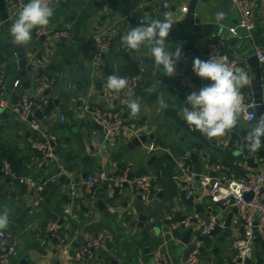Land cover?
<instances>
[{
    "label": "crops",
    "instance_id": "0c3cea01",
    "mask_svg": "<svg viewBox=\"0 0 264 264\" xmlns=\"http://www.w3.org/2000/svg\"><path fill=\"white\" fill-rule=\"evenodd\" d=\"M147 3V0H58L54 6V16L43 29L51 33L67 28L70 31L69 38L37 39L35 32L40 28L32 31V40L25 47L31 58L29 62L34 65V72L50 65L55 66V69L47 70L43 75L53 80L47 100L56 99L58 104L50 114H43L41 118L35 116L45 129L57 136V160H44L38 151L30 147L33 133L9 113L0 114V211L5 206L10 209V222L4 231L20 240L18 250L11 257V264H79L74 261L79 241L98 233L104 235V240L94 250L104 251L106 247L120 246L125 264H153L152 254L157 248L167 255L168 264H184L193 248L199 251V264H234L231 241L241 234L242 228L233 213L229 233L223 235V225L232 208L224 209L211 202L203 179L210 176L209 155L222 163L246 158L244 154L237 155V147L231 148L230 142L236 137L241 144L239 132L249 131L256 124L258 116L252 121L242 116L237 126L226 135L206 138L205 142L198 143L197 137L186 128L183 119V109L189 107L186 90L176 80L160 72L162 68L154 64L147 51L142 49L143 46L139 50L126 51L121 44V37L129 28L139 26L141 18L147 16L144 11ZM171 4L174 1L171 0ZM249 7L254 24V42L264 44V0H254ZM218 13L224 14V19L219 23L216 20ZM171 15L175 25L190 22L199 28L194 40L187 43L167 42L166 46L171 52H175L177 47L181 51L187 50V54L182 55L177 62V70L188 72L194 58L202 60L208 52L206 44L218 42L224 56L243 62V70L249 78L254 76L247 62L254 56L253 40L220 37L223 30L229 33L235 31L240 36L244 34L237 26L238 14L230 0H197L192 14L188 12V2L180 0L178 8ZM216 25L219 27L215 29ZM106 28H110L111 46L106 53L97 56L92 40L97 32ZM11 41L9 31L4 29L0 21L1 88L19 96L23 92L30 93L37 79L34 80L33 73L26 78L18 75L15 57L8 48ZM49 46L51 49H47ZM37 54H41V63L35 58ZM130 59L137 64L140 76L133 90V98L140 104V112L135 117L127 107L128 92H116L107 87L108 75L123 77L121 66ZM252 63L264 72V64H260L257 59ZM28 79L30 86L26 88L22 82ZM15 80L20 81L16 89L12 87ZM208 83L210 81L201 78L195 80L197 90ZM148 88L154 91L149 93L146 91ZM242 92L248 100H254L250 84ZM158 96L163 97L167 108L159 106ZM85 106L118 113L122 119L138 128L141 135L144 133L147 137L145 144L154 143L166 148L167 152L147 154L142 145L129 148L128 143L132 138L129 141H117L113 145L106 144L102 130L93 128L95 123L90 112L84 111ZM188 152L197 155L202 168L198 177L195 174L197 194L189 202L183 196V184L174 179L175 158L184 157L193 168V163L187 157ZM202 154H206V157H202ZM163 156L172 159V173L165 168ZM4 161L14 163V176L1 174ZM128 163L132 164L133 173L155 175L156 181L149 200H145L139 190L127 185H123L112 198L106 197L102 186L94 190L93 199L80 187L71 195V187L83 180V174L101 168L119 173ZM59 169L66 178H70L69 184L59 181ZM250 169L264 170V157L256 159L254 168ZM215 176L224 177L223 173H215ZM21 179L43 184L38 206L33 203L34 193ZM99 201L105 206L103 209L97 205ZM139 210L147 215L152 214V223L145 224L144 229L131 226V223L137 222ZM217 213L222 227L216 228L215 233L208 236H201L193 221L186 230L173 231L170 228L173 220L185 214L205 217ZM49 222L57 223L58 232L64 241L62 246L55 236L48 235L46 228ZM187 230H192V233L185 244L182 238ZM257 233L261 241L255 242L253 256L245 264H264V229ZM92 258L93 253L89 259ZM113 263L116 264V261Z\"/></svg>",
    "mask_w": 264,
    "mask_h": 264
},
{
    "label": "built area",
    "instance_id": "2783aa9c",
    "mask_svg": "<svg viewBox=\"0 0 264 264\" xmlns=\"http://www.w3.org/2000/svg\"><path fill=\"white\" fill-rule=\"evenodd\" d=\"M27 0H5L8 9V19H16L20 9ZM254 0H230L235 11L238 14L237 26L243 30V36L238 35L235 31L231 34L238 39L246 38L253 40L252 52L260 64H264V44L254 42L253 37V20L249 4ZM161 0H149L147 5L151 12L158 11ZM187 10V8H182ZM52 37L55 40L66 39L70 36L69 29H57L54 32H47L40 28L35 32V38ZM92 45L95 48L96 55L106 53L111 46L110 28L103 29L97 32L92 40ZM208 52L202 60H208L212 55L224 56L221 51V46L218 42H208ZM228 62L234 66L235 70H243L244 64L235 59H229ZM193 66L188 72H183L176 69L173 77L179 85L186 90V97L193 91H198L195 78L198 77L193 72ZM128 80V87L124 89L126 92L133 91L139 81V74L131 76H123ZM2 77H0V114L9 113L18 122L24 124L30 132L33 133V138L30 140V147L38 151L44 160H57L56 145L57 136L49 132L42 126L35 112L42 110L47 105V98L44 91L49 90L53 85V80L45 75L37 79L34 88L30 93H21L16 103H12L10 92H6L2 86ZM20 84L19 80H15L12 87L16 89ZM244 103L248 105L247 114L244 118L247 121H252L257 117L254 110L255 103L248 100L243 93ZM259 105L264 110V97H262ZM190 107V105H189ZM85 112H90L93 123L101 127L104 142L108 145H113L117 141H129L131 138L140 137L141 132L138 128L122 119L121 115L111 110H103L99 107L89 106L84 107ZM254 113V117L248 114ZM186 128L193 131L186 123ZM201 134V133H200ZM203 135V134H202ZM144 151L147 154L152 152H167L166 148L154 143L142 144ZM237 149L241 148L238 144ZM184 157L174 159L176 174L174 179L183 184V196L185 200H191L195 197L198 187L195 182V171L188 164ZM209 170L214 173V176H206L203 183L208 187V196L213 203L219 204L222 208H235L236 218L242 228L241 234L231 241V249L233 251L232 262L234 264H245V260L251 259L253 256V247L255 244L254 232L264 229V170H254L248 168L246 158L231 160L227 163L216 162L209 166ZM215 173H223L224 177H216ZM3 176H14L10 163L4 161L1 167ZM22 183L34 193V205L38 206L43 191V184L35 181L21 179ZM156 177L152 173H133L132 164L128 163L119 173L109 172L106 169H100L86 175L81 182H78L75 187H71V195H74L77 188L84 189L93 199V187L107 186L109 197L116 195L117 191L126 184L133 190H141L142 197L145 200L151 198V191ZM251 194L250 197H247ZM68 212V209L66 210ZM196 219L198 232L201 236H208L211 231L218 227H222L219 221V215L209 214L205 217H196V215L185 214L182 218L173 220L170 223V228L173 231L184 229L186 230L191 225L192 219ZM47 232L56 237V240L62 246L63 238L59 234V227L56 222H49L46 228ZM104 240V235L98 233L95 236L84 238L79 241L77 253L74 261L81 264L92 256V249L100 245ZM20 246V240L17 236H9L4 230L3 235H0V264H11V257L16 253ZM153 264H168L167 255L159 248L155 249L152 254ZM200 254L197 248H193L184 262V264H199Z\"/></svg>",
    "mask_w": 264,
    "mask_h": 264
},
{
    "label": "clouds",
    "instance_id": "9594fccd",
    "mask_svg": "<svg viewBox=\"0 0 264 264\" xmlns=\"http://www.w3.org/2000/svg\"><path fill=\"white\" fill-rule=\"evenodd\" d=\"M58 0H27L8 29L12 43L25 46L32 40V31L44 28L54 16V6ZM224 19L223 13H218L219 23ZM175 22L171 13H166L163 20L151 16L142 17L139 26L129 28L121 37V44L126 51L147 48V54L162 73L173 77L176 73L177 62L181 59L182 51L177 47L171 52L166 46V38ZM193 72L203 80L210 81L198 91H193L186 97L190 107H184L183 119L190 128L199 131L206 138L222 137L237 126L242 116L247 114L248 105L244 103L242 90L250 84V78L244 70H235L226 56L212 55L208 60L194 58ZM107 87L116 92L128 87V80L116 74L108 75ZM151 93L152 88L146 89ZM127 107L135 117L140 112V104L133 98L135 93H127ZM161 108L168 105L162 96L157 97ZM254 117V113L248 114ZM264 115L259 116L256 124L245 137V146L249 151H259L264 147ZM10 209L5 206L0 211V235L9 225Z\"/></svg>",
    "mask_w": 264,
    "mask_h": 264
},
{
    "label": "water",
    "instance_id": "95a60500",
    "mask_svg": "<svg viewBox=\"0 0 264 264\" xmlns=\"http://www.w3.org/2000/svg\"><path fill=\"white\" fill-rule=\"evenodd\" d=\"M130 1V0H129ZM149 1V0H147ZM174 1V4H171V0H161V4L159 6V9L157 12L153 13L151 12L149 6H147L145 8V13L147 14V16H151L157 19H161L163 20L165 18V14L166 13H171V12H175L176 9L178 8V2L180 0H172ZM188 2V12L190 14H192L194 12L195 6L197 4V0H186ZM202 1H207V0H202ZM27 2V1H26ZM142 19V18H141ZM8 19V9L6 7V3L3 0H0V21L2 26L4 27L5 30H8L10 27V24L14 21ZM219 27L218 25L215 26V29ZM197 29H199L197 26L195 25H191L190 22H183L182 24L179 25H175L173 24L169 36L166 38V42H183V43H187L190 40H194L195 38H197V34L196 31ZM222 39H238L237 36L229 33L228 30H223L222 35L220 36ZM42 38H45V36H42ZM8 48L9 50L12 52V54L15 57V61L17 64V68H18V75L22 78H26L29 75H33L34 80L38 79L39 77H41L45 71L47 70H53L55 69L54 65H50L47 66L45 68H42L41 70H39L38 72H34V65L29 62V60H31L30 57H28V53L26 50L25 46H17L14 45L12 43V41L8 44ZM47 49H51V47H47ZM142 49L144 51H147V48L142 47ZM194 52H195V48H194ZM187 54V50L182 51V55H186ZM36 60L38 62H42L41 59V54H37L36 55ZM147 59V58H145ZM34 60V59H32ZM253 60H256L255 56H251L247 62L250 64L252 71L254 72V76L252 78H250V89L253 93V102L255 103L254 106V110L257 112V116L259 118V116L264 115V110H262L261 106L259 105L262 96H264V78H262V75H264V72H262L258 66L254 65L252 63ZM137 63L139 64L140 61L138 60ZM33 73V74H32ZM199 77H196L195 80H198ZM22 85L26 88H29L30 86V80H25L22 82ZM49 94V91L46 90L44 91V95L47 96ZM18 95L16 93H12L11 94V101L12 103H16L18 100ZM58 104V100L56 99H52L49 98L47 100V105L45 106V108L42 111H36L35 114L38 118H41L43 114L48 115L51 113V111L53 110V108ZM93 128L95 130H99L101 131V127L97 124L93 125ZM248 131L247 130H241L239 132V135L242 138V143H241V148L237 149L236 154L237 155H246V161H247V165L250 168H254V162L256 159H260L261 157H264V148H261L259 151L253 152V151H249L248 148L245 146V137L247 135ZM151 138V136L149 137ZM212 139V138H211ZM147 141V137L144 135V133H142V135H140V137H134L132 138V140L128 143V147L129 148H134V147H139L142 144H144ZM262 141H264V138H262ZM90 149H93V147H91ZM187 157L190 158L191 162L193 163V168L194 171L196 173V176L198 177V175L201 174L202 168L201 165L199 164L198 161V157L194 152H188L187 153ZM202 157H206V154H202ZM49 160V159H48ZM57 174L59 175V181L61 183H66L69 184L70 183V178H66V175L64 173L61 172V169L57 170ZM210 176H214L213 172H209ZM82 177H86V174H83ZM9 181V180H7ZM124 186H126V184H124ZM106 197L107 198H111L109 197V194L107 192V186L103 185L102 186ZM96 187H93L92 190H95ZM31 192L33 193V190H31ZM139 192L141 193V190H139ZM251 194H248L247 197H250ZM139 198L141 199V196H139ZM97 205L103 209L105 206H103L102 202L99 201L97 203ZM198 212V210H197ZM236 210L235 208H232V212L228 215V217L226 218L225 222H224V236H227L230 230V222H231V215L233 213H235ZM193 222H196V219L193 218L192 219ZM151 224L152 223V214L147 215L146 213H144L143 211H138V218H137V222L135 223H131L132 227H137L140 229H144L145 224ZM192 233V230H187L186 233L184 234L182 241L187 244L189 242V237ZM215 231H211L210 234H214ZM49 236H51L52 234L49 232L48 233ZM255 238L254 241L255 242H260L261 238L258 235L257 231L254 232ZM94 251V248L92 249V252ZM249 259L245 260V263H248Z\"/></svg>",
    "mask_w": 264,
    "mask_h": 264
},
{
    "label": "trees",
    "instance_id": "16d2710c",
    "mask_svg": "<svg viewBox=\"0 0 264 264\" xmlns=\"http://www.w3.org/2000/svg\"><path fill=\"white\" fill-rule=\"evenodd\" d=\"M121 72H122L123 76H127V75L131 76V75L137 74L139 72V70H138L137 64L133 60L130 59L121 66ZM192 133L195 135V137H197L198 143L206 141V137L204 135L200 134L199 131L193 130ZM238 144H239L238 139L236 137H233L231 142H230V147L236 148V146ZM220 154H222V152H220ZM216 162H217L216 157H214L213 155H209V164L216 163ZM164 163L166 164L165 168L170 173H172V168L174 165L172 159H170L169 156H163V164ZM10 164H11L12 170L15 171L16 168H15L14 163L11 162ZM189 201L190 200H188L187 202H189Z\"/></svg>",
    "mask_w": 264,
    "mask_h": 264
},
{
    "label": "rangeland",
    "instance_id": "374dc122",
    "mask_svg": "<svg viewBox=\"0 0 264 264\" xmlns=\"http://www.w3.org/2000/svg\"><path fill=\"white\" fill-rule=\"evenodd\" d=\"M140 147V146H139ZM152 192V191H151ZM148 225V224H147ZM150 225V223H149ZM120 246H114L112 248H105L104 251L94 250L93 251V258L87 259L86 261L82 262L81 264H115L113 263L116 261V264H125L121 257L124 256V253H121ZM115 255V257H114Z\"/></svg>",
    "mask_w": 264,
    "mask_h": 264
}]
</instances>
